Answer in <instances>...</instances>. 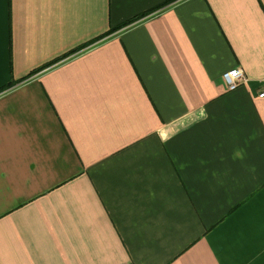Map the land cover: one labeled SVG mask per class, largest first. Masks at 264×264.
<instances>
[{"label": "crops", "instance_id": "crops-1", "mask_svg": "<svg viewBox=\"0 0 264 264\" xmlns=\"http://www.w3.org/2000/svg\"><path fill=\"white\" fill-rule=\"evenodd\" d=\"M165 1L0 0V88L79 47L0 92V264H264V0Z\"/></svg>", "mask_w": 264, "mask_h": 264}, {"label": "trees", "instance_id": "trees-1", "mask_svg": "<svg viewBox=\"0 0 264 264\" xmlns=\"http://www.w3.org/2000/svg\"><path fill=\"white\" fill-rule=\"evenodd\" d=\"M173 1H175V0H166L165 3H164L163 5L165 6V5H167L168 3H171V2H173ZM163 5H162V6H163ZM162 6H160V7H162ZM160 7L155 8V9H159ZM155 9H154V10H155ZM152 11H153V10H152ZM150 12H151V11L144 12V13L138 15V16H135V17L131 18L130 20H128V21H126V22H123L122 24H120V25H118V26H116V27L110 28L107 32L103 33V34H102L99 38H97V39H102L103 37L108 36L109 34L113 33L114 31H116V30H118V29H120V28H122V27H124V26H126V25L132 24L134 21H136V20H138V19H140V18L145 17V16L148 15ZM97 39H96V40H97ZM80 47H81V46H80ZM78 49H79V47H78V48L76 47V48H74V49H71V50L67 51L66 53H64V54H62V55H60V56H58L57 58H54V59L50 60L49 62H46L45 64H43V65L40 66L39 68H36V69L32 70V71H31L29 74H27L26 76L20 78V79L17 80L16 82H9L8 84H6L5 86H2V87L0 88V92L3 91V90H5V89H8V88L12 87V86H13L15 83H17V82H20V81H23V80L29 78L32 74L36 73L37 71H40L41 69H43V68H45V67H47V66H49V65H51V64H53V63H55V62H57V61H59V60H61L62 58L71 55L72 53H74V52L77 51Z\"/></svg>", "mask_w": 264, "mask_h": 264}, {"label": "built area", "instance_id": "built-area-1", "mask_svg": "<svg viewBox=\"0 0 264 264\" xmlns=\"http://www.w3.org/2000/svg\"><path fill=\"white\" fill-rule=\"evenodd\" d=\"M246 80L244 72L241 68L235 67L231 70H228L223 74V81L226 85L227 90L235 89L240 83ZM257 96L260 98L264 97V89L260 90L257 93Z\"/></svg>", "mask_w": 264, "mask_h": 264}]
</instances>
